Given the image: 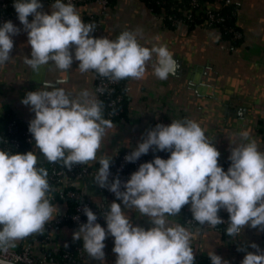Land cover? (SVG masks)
I'll return each mask as SVG.
<instances>
[{"label": "clouds", "instance_id": "9594fccd", "mask_svg": "<svg viewBox=\"0 0 264 264\" xmlns=\"http://www.w3.org/2000/svg\"><path fill=\"white\" fill-rule=\"evenodd\" d=\"M50 7L48 13L41 10V0H14L31 46V58L25 56L24 62L34 71L51 64L67 72L75 60L80 73L94 72L102 81L143 79L149 65L162 81L176 75L179 65L167 46L158 42L143 46L139 29L125 30L115 40L96 38L90 35L96 25L86 24L71 0H54ZM21 30L11 20L0 24V66L11 61L13 37ZM63 83L62 79L45 81L40 89L27 92L21 103L35 113L28 127L34 148L47 162H62L71 170L97 160L113 121L104 117L103 103L93 92L83 89L73 95L56 86ZM104 91V87L96 89L101 94ZM238 136L239 143L230 139L227 171L218 163L221 153L213 139L197 121L187 118L168 125L158 123L142 134L141 141L125 156L126 162L138 161L150 149L170 155L141 163L126 181L119 175L110 180L112 158H100L93 181L114 193L124 208L116 200L102 208L105 229L97 222V213L84 205L87 222L79 225L72 239L83 241L87 257L100 264H104L108 236L114 238L115 264H195L193 234L169 220L185 205H190L192 220L209 228L224 223L219 212L227 211L226 234L231 238L246 226L264 231V151L248 131ZM37 163L33 150L13 153L0 149V254H4L0 264H12L6 258L10 249L30 235L42 234L59 212L50 202L48 170ZM125 209L147 217L152 226L145 229L133 224ZM246 247L243 244L237 249L246 252L241 264H264V251L258 244L250 245L255 252H247ZM208 256L211 264H229L215 251Z\"/></svg>", "mask_w": 264, "mask_h": 264}, {"label": "crops", "instance_id": "0c3cea01", "mask_svg": "<svg viewBox=\"0 0 264 264\" xmlns=\"http://www.w3.org/2000/svg\"><path fill=\"white\" fill-rule=\"evenodd\" d=\"M234 2L237 4L236 22L244 35L237 46L223 40L217 28L203 24L194 27L190 24L185 27L180 23L167 25L145 0H115L106 9L94 2L75 7L86 24L97 26L98 30L92 32L96 38L115 40L125 30L139 29V42L143 46L151 47L157 42L167 46L179 65L176 75H170L167 80L155 77L150 65L143 79L128 80V117L113 121V127L107 130L97 152V160L89 165L95 168L96 162L105 156L115 158L122 148L133 150L141 141L142 134L158 123L168 125L173 120L185 118L197 121L206 136L213 139L221 153L219 160L230 162L231 140L239 143L238 133L241 131H248L258 149L264 151V0ZM51 4H44L41 10L51 13ZM32 19L30 16L29 20ZM11 21L22 30L13 37L11 61L0 66V113L8 107L17 118L29 122L35 113L21 101L27 92L40 89L45 81L62 79L65 83L56 86L73 95L83 89L96 95L95 73H80L78 61L74 60L67 72H60L51 64L34 71L25 64V56L31 58L27 33L23 31L16 11ZM32 150L38 159L43 158L34 146ZM152 152L150 149L147 154ZM72 184L96 205L107 206L116 200L124 208L123 202L115 196L98 193L88 178H77ZM51 203L59 209L56 217L69 213L66 201ZM125 211L133 224L145 229L152 226L147 217H141L131 209ZM169 220L185 226L193 234L191 247L196 257L210 258L208 253L215 251L229 264H236L246 255L245 251L237 250L243 244L247 246V252L256 251L250 247L253 242L264 251V231L250 226H246L239 236L231 238L223 237L215 228H201L182 222L178 215L169 217ZM100 224L107 228L106 223ZM78 227L65 223L53 228L49 232L48 244L56 249L64 242L73 241V233ZM79 242L83 246V241ZM23 245V240L18 241L16 248L20 249ZM105 245L104 264H115L117 257L112 251L114 238L108 236ZM44 246L42 241L34 242L37 250ZM81 264H100V261L87 257L83 252Z\"/></svg>", "mask_w": 264, "mask_h": 264}, {"label": "built area", "instance_id": "2783aa9c", "mask_svg": "<svg viewBox=\"0 0 264 264\" xmlns=\"http://www.w3.org/2000/svg\"><path fill=\"white\" fill-rule=\"evenodd\" d=\"M81 0H71V3L76 7L78 6V2ZM65 3H68L69 0H64ZM92 2L100 5L103 9H106L109 7V0H93ZM222 2L226 4H230L234 2V0H214L213 2H203L201 0H191L188 6H185L181 8L180 14L179 15H174V14H167L165 10H162L160 13H158L159 19L162 21L165 20V18H168L172 24L176 25L179 23H187L190 24V21H194L195 18L197 17L198 14L203 13L204 14V21L203 25L207 27H213L217 28L219 32L221 33V27L219 25L220 22L224 20V18L220 15L219 10L222 6ZM0 7L2 8H7L10 7V12L9 13H2L0 15V24H2L5 21L12 20V18L15 15V8H14V0L12 2H6L2 1L0 3ZM98 25V24H97ZM201 25V24H200ZM227 29L232 32L233 38H241L244 37L243 32L240 30L234 29V27L230 26L227 27ZM98 30L97 26L95 28L96 32ZM96 75V80H95V90L99 87H104L105 91L102 93L104 94L106 91H110L112 87L117 83V82H110L108 80H101ZM101 93L96 92L97 98L102 95ZM117 99H112L110 101V105H113L116 103ZM111 115V113H109ZM14 122L9 124V129L13 130ZM25 139L31 143L34 146V142L32 141V136L29 130L24 131ZM10 140V141H9ZM8 141L12 143L13 150L9 148H3L2 150H8L13 153L16 152L17 148L19 147V140L16 138H11ZM132 150H127L123 155L120 161L115 164L114 166H110V172L111 176L113 175L114 172H125V175L123 177H120L122 181H126L127 179L130 178L131 174L134 171H137L140 164L144 163L143 159L140 157V159L136 162H126L125 161V156L129 154ZM155 156H160L161 158L167 159L168 156L165 154L163 151L161 152H152ZM44 158V157H43ZM38 159V160H42ZM131 171H127L125 169L126 165L131 164ZM218 163L224 168L225 171H227L228 167L230 166V162L228 161H223V160H218ZM98 171V168H94L91 165H75L71 170H68L66 167L63 166L62 163L60 164H52V168L50 170V174L48 176L49 183H55L59 182V185H52V192H51V201H54L56 199V195L54 193L57 192L61 198H73L78 200V203L75 206V210L71 213H67L66 215L62 217H56L53 221L50 223L46 224L45 226V231L40 234H33L24 239V245L22 248L17 249H10L9 253L6 255V258L9 259L11 262L18 263V264H58V262L50 260L49 259V253L52 251H56L60 249L61 247L65 246V244H68V242H64L61 246L58 248H53L50 247L48 244V238L50 230L53 228L57 227L58 225L61 224L63 220H69L71 224L75 226H79L81 223H86L87 222V216L83 212V206L87 205L90 207L95 213L98 215V223H106L105 220L103 219V216L101 215L103 209L106 208V206H99V205H93L91 201L87 200L83 194L73 188H69L68 185L72 184V181L77 179V178H88L95 189L97 190L98 193L104 194L107 196H115L114 193L110 192L106 188H100L99 186L95 185L93 181V177L95 173ZM65 187L67 189H65ZM123 190V188H122ZM185 210L190 209V205H185ZM225 211V210H224ZM183 212L179 213V218L181 219L183 217ZM219 215L225 220L224 223L228 222V219L223 216L220 212ZM185 220L188 224L192 226H200L197 224L194 220H192L191 217H185ZM203 227V226H200ZM207 227V226H205ZM209 228V227H207ZM36 241H42L45 246L43 249H35L34 247V242ZM83 246L78 247V252L83 253ZM70 251H66L64 256L68 258L70 256ZM4 254H0V256H3ZM71 263H77L76 258H72ZM197 263V259L195 260V264ZM237 263H241L240 261Z\"/></svg>", "mask_w": 264, "mask_h": 264}, {"label": "trees", "instance_id": "16d2710c", "mask_svg": "<svg viewBox=\"0 0 264 264\" xmlns=\"http://www.w3.org/2000/svg\"><path fill=\"white\" fill-rule=\"evenodd\" d=\"M6 2H12L13 0H4ZM93 0H81L78 2V5L80 4H86L90 3ZM191 0H145L147 5L155 12L160 13L162 10H165L167 14H174L179 15L181 8L188 6ZM203 2H213L214 0H201ZM42 4H46L49 2L54 3V0H41ZM115 0H109V6H111ZM222 6L219 10L220 15L224 18L222 22L219 23L221 27V38L223 40L229 41L233 46H237L243 41V37L241 38H233L232 32H230L227 27H234L236 30H240V27L237 25L236 22V16H237V4L235 2H232L230 4H226L222 2ZM10 7L2 8L0 7V15L2 13H9ZM95 17H93V20ZM204 21V14L200 13L197 15L194 21H190V26L194 27L196 25L203 24ZM164 22L169 26H174V24L171 23V21L168 18H165ZM90 35L95 37L94 33H90ZM128 80H120L118 81L110 91H106L104 94L100 95L98 99L102 101L104 106V117L106 119H111L112 121H119L123 118H127L129 114V95H128ZM115 104L110 105V101L112 99H117ZM111 113V115H109ZM14 122L13 130L9 129V124ZM29 127V122H24L21 119L17 118L14 114V112L11 110V108L6 107L2 113H0V146L1 149L3 148H9L13 150L12 143L9 142L11 138H16L19 140L20 144L17 148L16 152L26 153L28 151H32L33 145L29 143L25 139L24 131L27 130ZM9 140V141H8ZM128 149L122 148L119 151V154L112 158V162L110 166H114L117 164L120 159L122 158V155L127 151ZM167 154V156L170 155L168 152H164ZM141 158L144 162H148L154 159L153 153H149L146 155H142ZM58 164L62 162H57ZM54 163V164H57ZM53 163L47 162L44 158L42 160H38L37 167H44L48 170V176L50 174V170L52 168ZM131 164L126 165L125 169L127 171H131ZM100 165L98 162L95 164V168L99 169ZM117 175L119 177H123L125 175V172H114L112 176H110V180L115 178ZM59 182L50 183V185H59ZM69 188H73L78 190L73 184L68 185ZM65 189H67L65 187ZM79 191V190H78ZM56 199L51 202H57V201H66L69 204V213L73 212L75 210V206L78 203V200L73 198H61L57 192H55ZM92 202V201H91ZM93 205H96L94 202H92ZM107 207V206H106ZM183 217L181 218L182 222H186L185 217H191L192 213L189 210H185V207L182 208ZM220 213L225 216L227 219L229 218V214L221 210ZM69 224L71 223L69 220H63L60 225L62 224ZM59 226V225H58ZM228 227L227 223H222L220 225H217L215 229L221 232L223 237H229L226 234V228ZM68 247H61L60 249L56 251H52L49 253V259L58 262V264H81L82 261V253L78 252V247L82 246L79 241H70L68 242ZM66 251H70V256L66 258L64 256ZM76 258L77 263H71V259ZM197 263L196 264H211V260L208 257L199 256L196 257ZM241 264V263H236Z\"/></svg>", "mask_w": 264, "mask_h": 264}, {"label": "water", "instance_id": "95a60500", "mask_svg": "<svg viewBox=\"0 0 264 264\" xmlns=\"http://www.w3.org/2000/svg\"><path fill=\"white\" fill-rule=\"evenodd\" d=\"M180 24L184 25L185 27H189V24H187V23H180ZM12 264H18V263L12 262Z\"/></svg>", "mask_w": 264, "mask_h": 264}]
</instances>
